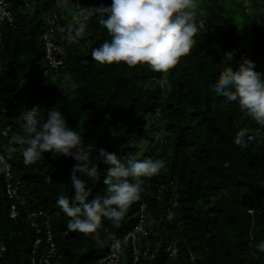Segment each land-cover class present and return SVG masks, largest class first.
Masks as SVG:
<instances>
[{"label": "trees", "instance_id": "1", "mask_svg": "<svg viewBox=\"0 0 264 264\" xmlns=\"http://www.w3.org/2000/svg\"><path fill=\"white\" fill-rule=\"evenodd\" d=\"M58 1L8 0L13 23L0 25V126L8 127L0 133V156L19 185L17 199H10L4 164L0 264H31L50 247L48 233L56 245L54 264H100L132 229L141 206L154 223L136 264H264L257 251L264 243V128L211 92L227 51L235 52L234 70L247 58L264 74V0H197V42L167 72L95 62L92 50L110 36L96 17L78 10L111 0ZM80 26L86 35L69 43ZM50 30L61 48L56 69L42 38ZM55 106L92 157L103 148L126 166L145 157L165 163L144 180L141 199L119 224L102 222L99 240L67 232L70 218L56 204L72 195L70 170L77 162L51 152L33 165L23 161L21 111L35 107L43 121ZM241 128L255 136L243 150L233 143ZM97 166V181L82 176L92 187L89 200L105 193L109 166Z\"/></svg>", "mask_w": 264, "mask_h": 264}, {"label": "clouds", "instance_id": "2", "mask_svg": "<svg viewBox=\"0 0 264 264\" xmlns=\"http://www.w3.org/2000/svg\"><path fill=\"white\" fill-rule=\"evenodd\" d=\"M197 7V0H111L110 6L101 4L78 11L86 18L96 17L110 36V40L92 50L95 62L109 66L121 63L128 67L147 65L152 71L167 72L187 56L197 42L198 27L194 22ZM85 35V27L80 26L68 36L69 43H76ZM234 54V50L223 53L225 63L211 92L223 98L226 104H237L242 113L264 128V74L254 70V62L247 58H241L234 70L230 63ZM20 119L25 138L17 137V140L22 146L20 150L26 166L37 163L46 152L71 156L77 162L70 170L72 195H61L56 200L60 211L70 218L66 224L67 232L90 235L93 240H99L102 222L108 220L119 224L127 210L141 199L144 180L158 175L165 166L163 160L151 157L128 159L126 166L124 159L103 148L92 157V150L83 146L80 133L68 126L58 106L47 112L43 121L38 118L35 107L22 110ZM254 141L255 136L249 129L241 128L233 143L243 150ZM98 163L109 166L103 181L105 193L89 200L92 187L82 176L97 181L100 176ZM4 164L5 159L0 156V170ZM139 226L145 234L138 231L130 237V232ZM151 227L152 219L147 218L141 206L135 224L120 241L122 246L119 247L117 240L112 245L113 250L100 259V264H107L113 258L117 264H136ZM257 251L264 253V243L257 246Z\"/></svg>", "mask_w": 264, "mask_h": 264}, {"label": "built area", "instance_id": "3", "mask_svg": "<svg viewBox=\"0 0 264 264\" xmlns=\"http://www.w3.org/2000/svg\"><path fill=\"white\" fill-rule=\"evenodd\" d=\"M8 0H0V25L7 22L10 25L13 23V15L11 11L8 9ZM52 30L48 31L43 35L44 39V48H45V55L50 60L51 66L53 68L60 67L61 59L56 57V54L61 53V48H59L57 45L54 44L52 38ZM8 130V127L6 129L2 128L0 126V133L4 134L5 131ZM10 166L8 163L5 164V180H6V190H7V196L10 199H17L18 192H19V185L18 182H12L13 176L10 172ZM13 208V206H12ZM143 221V217L140 218V224ZM138 229H135L133 232H130V237H134V232H142L145 234L143 228L141 226L137 227ZM46 240L50 243V247L47 248L39 257H32L31 264H54L55 260L57 259V251H56V245L54 242L51 243V237L48 233V236ZM41 240L37 239L36 243H39ZM118 261L116 259L110 260L107 264H117Z\"/></svg>", "mask_w": 264, "mask_h": 264}, {"label": "rangeland", "instance_id": "4", "mask_svg": "<svg viewBox=\"0 0 264 264\" xmlns=\"http://www.w3.org/2000/svg\"><path fill=\"white\" fill-rule=\"evenodd\" d=\"M75 1H76V0H74V1L72 2L73 5L75 4ZM58 3H59L60 5H64V4H65L64 0L58 1ZM65 5L67 6V4H65ZM71 10H72L71 12L74 11L73 7H72ZM81 22H83V18H82ZM153 223H154V221L152 220V224H153Z\"/></svg>", "mask_w": 264, "mask_h": 264}]
</instances>
